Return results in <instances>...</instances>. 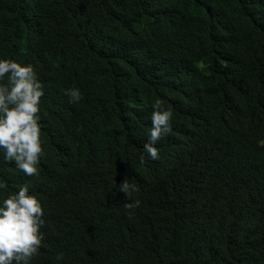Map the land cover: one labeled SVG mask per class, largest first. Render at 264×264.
<instances>
[{
	"label": "trees",
	"instance_id": "1",
	"mask_svg": "<svg viewBox=\"0 0 264 264\" xmlns=\"http://www.w3.org/2000/svg\"><path fill=\"white\" fill-rule=\"evenodd\" d=\"M0 60L43 86L38 175L0 149V207L43 210L29 264H264V0H0Z\"/></svg>",
	"mask_w": 264,
	"mask_h": 264
},
{
	"label": "clouds",
	"instance_id": "2",
	"mask_svg": "<svg viewBox=\"0 0 264 264\" xmlns=\"http://www.w3.org/2000/svg\"><path fill=\"white\" fill-rule=\"evenodd\" d=\"M0 149L4 158L15 162L16 167L26 176L38 175V159L43 156L41 129L38 124L39 104L43 96V86L31 65L21 66L15 61L0 60ZM71 102L82 99L78 89L66 90ZM151 116L152 128L143 151L152 160L159 159L154 146L165 134L171 131V111L162 110V102L156 100ZM145 157L141 156V162ZM118 190L131 197L137 191L135 184L125 178ZM0 207V264H29L38 254L43 235V210L37 198L29 194L27 186L9 196ZM139 206V201L125 204L127 209ZM58 259L62 258L58 254Z\"/></svg>",
	"mask_w": 264,
	"mask_h": 264
}]
</instances>
